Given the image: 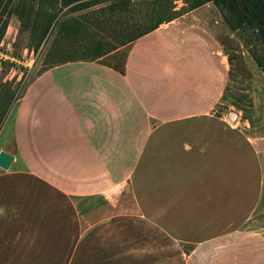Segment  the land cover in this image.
Listing matches in <instances>:
<instances>
[{
	"label": "crops",
	"instance_id": "obj_1",
	"mask_svg": "<svg viewBox=\"0 0 264 264\" xmlns=\"http://www.w3.org/2000/svg\"><path fill=\"white\" fill-rule=\"evenodd\" d=\"M227 70L187 11L135 38L122 73L38 74L0 126V264H264L263 173L218 123Z\"/></svg>",
	"mask_w": 264,
	"mask_h": 264
},
{
	"label": "rangeland",
	"instance_id": "obj_2",
	"mask_svg": "<svg viewBox=\"0 0 264 264\" xmlns=\"http://www.w3.org/2000/svg\"><path fill=\"white\" fill-rule=\"evenodd\" d=\"M197 1L203 3L192 8ZM243 1L264 17V0ZM172 9L174 18L197 11L215 24L228 67L218 123L231 128L233 140L245 142L244 172L257 171L264 178V70L256 63L264 59V35L247 26L230 29L211 0H0V126L42 71L68 60L119 67L134 37Z\"/></svg>",
	"mask_w": 264,
	"mask_h": 264
},
{
	"label": "trees",
	"instance_id": "obj_3",
	"mask_svg": "<svg viewBox=\"0 0 264 264\" xmlns=\"http://www.w3.org/2000/svg\"><path fill=\"white\" fill-rule=\"evenodd\" d=\"M209 1V0H204ZM215 5L219 6L223 11V18L225 23L230 29H237L242 26H247L252 30H258L264 35V17L253 7L248 6L244 3L243 0H211ZM202 2H193L191 7L196 8L200 6ZM176 12V9H172L168 15H158L152 21L150 26L145 29L142 33L134 37L137 38L154 28L158 27L161 23L167 22L173 19L175 16H172ZM55 17V15L53 16ZM69 61V60H68ZM65 62V61H64ZM257 65L264 70V59L256 58ZM123 65L119 67H114L119 72H123Z\"/></svg>",
	"mask_w": 264,
	"mask_h": 264
},
{
	"label": "water",
	"instance_id": "obj_4",
	"mask_svg": "<svg viewBox=\"0 0 264 264\" xmlns=\"http://www.w3.org/2000/svg\"><path fill=\"white\" fill-rule=\"evenodd\" d=\"M235 116V115H234ZM12 160V156L6 151L0 150V167L6 169Z\"/></svg>",
	"mask_w": 264,
	"mask_h": 264
}]
</instances>
